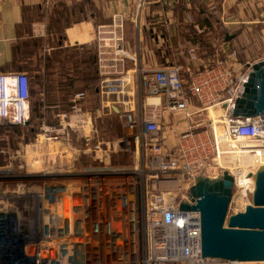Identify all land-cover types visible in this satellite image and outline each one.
I'll return each instance as SVG.
<instances>
[{"label":"built area","instance_id":"1","mask_svg":"<svg viewBox=\"0 0 264 264\" xmlns=\"http://www.w3.org/2000/svg\"><path fill=\"white\" fill-rule=\"evenodd\" d=\"M146 1L132 2L135 27ZM115 40L119 41L118 38ZM111 53L114 66L117 61L129 56L119 45ZM235 56L236 50L232 49L228 56L214 57L211 64L193 74H190L188 66L182 64L148 70L138 66L135 70L136 89L138 94H143L146 100L144 106L148 110H140L137 114L120 111V117L124 126L132 133L134 130L137 142L140 136H147L135 148V168L140 170L142 166L145 172H149L148 180L144 184L137 183L134 177L136 183L130 194L131 200L119 201V206L113 202V209L106 207L108 200L109 206L112 205V195L99 192L101 188L92 192L94 199L91 205L83 197L82 183L45 187L36 201L37 213L32 214L36 215L35 220L27 226L15 224L14 219L8 226L4 225L5 221L0 222L4 226L0 229V264H240L238 260L203 259L200 213L179 208L181 202L190 203L187 193L195 184L196 177L214 168L223 154L233 153V142H254V146L247 147V152L253 156L264 155V114L247 117L232 115L235 100L244 92L250 64L255 62H246L236 70L233 65ZM189 58H196L193 51ZM262 59L264 52L256 61ZM184 72L189 73V79L182 76ZM120 76L104 83L102 92L115 94L121 91L125 80ZM76 95L83 99L84 92ZM193 97L199 99L203 108L223 107V114L206 123L207 133L196 134L187 130L181 134L175 148L165 149L162 125L155 107L162 105L172 111H186ZM30 98L27 72H0V124H26L30 116ZM149 98H155L157 103H148ZM71 109L74 112L80 110L77 105ZM186 114L192 115L188 111ZM67 116H70L68 112L60 113L58 119L63 121ZM87 119L91 120L90 116L82 118L78 127L86 126ZM67 123L74 130L70 122ZM217 126H222V131H217ZM55 130V135L45 132L41 136L58 140L61 129ZM68 136L69 131L65 133L66 139ZM222 143L228 148L224 149ZM141 148L145 154L143 160L140 159ZM89 149L92 148L84 147L83 151ZM118 150L133 151L132 145H120ZM113 151H116L115 146ZM105 153L108 159L110 149ZM231 175L235 184L236 175ZM104 181L105 177H102L91 182ZM111 190L109 192L113 194ZM251 190L253 193L254 189ZM122 206L128 209L124 218L120 214ZM31 211L34 212L33 208ZM14 218L17 219V216ZM35 225L37 229L34 233L31 227Z\"/></svg>","mask_w":264,"mask_h":264},{"label":"crops","instance_id":"2","mask_svg":"<svg viewBox=\"0 0 264 264\" xmlns=\"http://www.w3.org/2000/svg\"><path fill=\"white\" fill-rule=\"evenodd\" d=\"M83 1L0 0V72H27L30 101L35 116L43 120L64 112L69 118H91L97 102L96 117L111 105L135 114L147 111L136 89L138 66L148 70L182 64L193 74L235 49L233 65L239 70L264 52V0H147L136 27L133 0H89L91 6L84 4V11L73 19L70 7ZM116 45L129 56L114 66L111 52ZM192 51L195 59L189 58ZM188 74L182 76L189 79ZM119 75L125 80L121 91L102 92L104 83ZM83 77L97 87L96 93L82 91ZM78 92H84L83 99L77 98ZM73 105L80 110L72 111ZM214 107L223 110L218 105L203 108L196 97L186 106L191 116L185 110L155 107L165 149L175 148L187 130L207 133L209 109L216 111Z\"/></svg>","mask_w":264,"mask_h":264},{"label":"rangeland","instance_id":"3","mask_svg":"<svg viewBox=\"0 0 264 264\" xmlns=\"http://www.w3.org/2000/svg\"><path fill=\"white\" fill-rule=\"evenodd\" d=\"M89 105L86 104L88 107ZM214 108L216 111L213 108L209 109V117L213 120L223 114L221 108ZM29 112L30 116L24 126L15 127L2 123L4 125L0 129V222L5 221L4 225L8 226V223L14 219L15 224L27 226L35 220L36 215L32 214L37 213L36 201L40 199L39 193L45 187L61 183H66L62 184L65 186L82 183L83 197L90 201L91 205L94 199L92 192L101 188L99 192L105 191L112 195L110 202L112 205L109 206L108 200L106 207L113 209L115 208L113 202L118 203L119 206V201L124 203L127 198L128 201L131 200L130 194L136 182L144 184L150 177V173L145 172L142 166H140L142 170L135 168L137 163L135 148L139 147L138 142L142 143L147 136H140L137 142L134 130L132 133L124 126L120 111L115 112L110 107H104L103 113L100 112L98 117L95 113L93 117L91 116V120L87 119L88 124L83 128L78 126L82 123V118H89L90 114L70 118L67 116L63 121H59L58 116L43 120L35 116L32 99ZM67 122H70L74 130ZM56 128L61 129L58 140H48L41 136L47 129H49L46 132L48 135H55ZM140 128L142 129V126ZM222 129V126H217V131L220 132ZM68 131L69 136L66 139L65 133ZM86 136L87 139H85ZM239 143L241 141L233 142V153L220 156L221 159L214 168L200 173L211 179L221 176L223 171L236 175L227 217L245 211L246 207L252 204L251 189L254 188L252 174L264 168V155L253 156L239 151ZM120 145H132L133 151L128 153L118 150ZM113 146L116 151H113ZM84 147L92 149L83 151ZM143 148H141L142 153L140 152L142 160L145 157ZM223 148H228L225 143ZM109 149L110 155L107 159L105 152H109ZM69 172H71L69 175H65ZM90 177L92 179H89ZM102 177H105L106 181L91 182L94 179L100 180ZM111 188V191H114L113 194L109 192ZM120 214L122 218L126 217L128 209L122 206ZM14 216H17V219ZM1 227L4 226L0 225V229H3ZM36 229V225L31 227L34 233ZM261 262L255 261L252 264H264Z\"/></svg>","mask_w":264,"mask_h":264},{"label":"water","instance_id":"4","mask_svg":"<svg viewBox=\"0 0 264 264\" xmlns=\"http://www.w3.org/2000/svg\"><path fill=\"white\" fill-rule=\"evenodd\" d=\"M250 67L244 92L234 102L232 115L235 117L264 114V59L251 63ZM111 108L120 111L115 106ZM222 173L215 179L197 176L187 193L190 203L179 204L182 211L200 213L201 256L214 261L264 262V168L252 174L255 180L252 204L229 217L234 176L227 171Z\"/></svg>","mask_w":264,"mask_h":264},{"label":"trees","instance_id":"5","mask_svg":"<svg viewBox=\"0 0 264 264\" xmlns=\"http://www.w3.org/2000/svg\"><path fill=\"white\" fill-rule=\"evenodd\" d=\"M84 4L85 5H87L88 7H90L91 6V4H90V2H89V0H84L83 2H81V3H79V4H75V5H72L71 7H70V13L72 14V18L73 19H78V12H81V11H84ZM86 7V6H85ZM202 34L203 33H201V34H199V37L201 38V40L204 42V45H205V47L207 48L209 45H208V42H206L205 41V39L202 37ZM213 51V50H212ZM211 50H208V52H212ZM95 55V54H94ZM91 62H93V67H94V69H96V56H93L92 57V59H91ZM84 78V79H83ZM82 79L83 80H85V85L83 86V89H82V91H92L93 93L95 92L96 93V90H97V87H95V86H92V85H90L91 83H90V79L89 78H87V77H83ZM96 81H97V78H96V76H94L93 77ZM93 78L91 79L92 81H93ZM74 81H76V79L74 80ZM93 84V83H92ZM99 105H98V102H97V104L96 105H93V108L90 110V111H92V113H94L95 114V108L96 107H98ZM3 123V122H2ZM5 125H9V124H7V123H4ZM4 124H1L0 125V129L3 127V125ZM24 126L25 124H18V125H14L15 127H18V126ZM127 157V156H126Z\"/></svg>","mask_w":264,"mask_h":264},{"label":"bare ground","instance_id":"6","mask_svg":"<svg viewBox=\"0 0 264 264\" xmlns=\"http://www.w3.org/2000/svg\"><path fill=\"white\" fill-rule=\"evenodd\" d=\"M149 102H151V103H157V100L155 99V98H149L148 99V103ZM242 143H244V145H241L240 146V144H242ZM255 144L254 143H250V142H248V143H246V142H241V143H239V148H238V150L239 151H242V152H246L247 154H248V152H247V147L248 146H254ZM245 147V148H244ZM254 177V176H253ZM254 184H255V180H254ZM254 189V188H253ZM64 205H65V201H64V203H63ZM57 209L59 210L60 209V206H59V204H57ZM257 262V261H256ZM252 263H255V261H240V264H252ZM261 263H263V261L261 262Z\"/></svg>","mask_w":264,"mask_h":264}]
</instances>
